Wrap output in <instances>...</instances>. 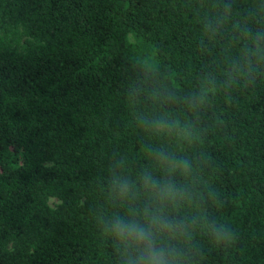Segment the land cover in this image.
I'll return each instance as SVG.
<instances>
[{"label": "trees", "instance_id": "obj_1", "mask_svg": "<svg viewBox=\"0 0 264 264\" xmlns=\"http://www.w3.org/2000/svg\"><path fill=\"white\" fill-rule=\"evenodd\" d=\"M244 28L264 29V0H0V264H119L92 216L113 159L148 163L145 112L194 124L151 142L190 158L236 237L197 231L190 264H264V62L229 78Z\"/></svg>", "mask_w": 264, "mask_h": 264}, {"label": "clouds", "instance_id": "obj_2", "mask_svg": "<svg viewBox=\"0 0 264 264\" xmlns=\"http://www.w3.org/2000/svg\"><path fill=\"white\" fill-rule=\"evenodd\" d=\"M245 43L232 74L250 80L254 65L264 62V29L253 34L241 30ZM212 80L183 98L187 108L198 113L207 103ZM174 101L171 93H160L156 99ZM139 130L149 140L142 145L148 163L135 175L127 171L125 159H113L108 168L103 204L92 216L100 236L110 242L119 264H190L192 240L199 231L215 247L228 248L236 237L225 223L209 215L215 200V189L201 191L198 177L189 157L152 139L173 137L177 144L192 143L194 124L181 121L170 113H140Z\"/></svg>", "mask_w": 264, "mask_h": 264}, {"label": "rangeland", "instance_id": "obj_3", "mask_svg": "<svg viewBox=\"0 0 264 264\" xmlns=\"http://www.w3.org/2000/svg\"><path fill=\"white\" fill-rule=\"evenodd\" d=\"M53 203H54V200H51V201H50V204L53 205Z\"/></svg>", "mask_w": 264, "mask_h": 264}]
</instances>
